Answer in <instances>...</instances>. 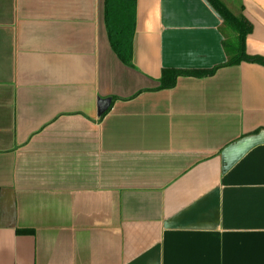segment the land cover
<instances>
[{
	"label": "crops",
	"instance_id": "obj_1",
	"mask_svg": "<svg viewBox=\"0 0 264 264\" xmlns=\"http://www.w3.org/2000/svg\"><path fill=\"white\" fill-rule=\"evenodd\" d=\"M252 26L264 0H220ZM104 0H0V264H264V66L226 62L204 0H136L131 66Z\"/></svg>",
	"mask_w": 264,
	"mask_h": 264
},
{
	"label": "trees",
	"instance_id": "obj_2",
	"mask_svg": "<svg viewBox=\"0 0 264 264\" xmlns=\"http://www.w3.org/2000/svg\"><path fill=\"white\" fill-rule=\"evenodd\" d=\"M204 1L222 22V47L227 54L226 62L208 70L162 69L155 91L172 89L180 77L206 78L219 68L237 66L242 62L264 66V58L250 56L245 51L246 38L252 26L242 11L232 13L220 0ZM135 4L136 0H104L103 5V20L110 48L125 66H131Z\"/></svg>",
	"mask_w": 264,
	"mask_h": 264
}]
</instances>
